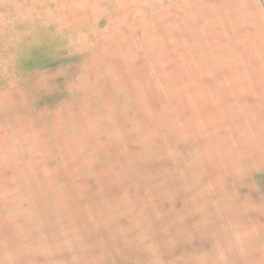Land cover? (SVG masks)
I'll return each instance as SVG.
<instances>
[{"label":"rangeland","instance_id":"rangeland-1","mask_svg":"<svg viewBox=\"0 0 264 264\" xmlns=\"http://www.w3.org/2000/svg\"><path fill=\"white\" fill-rule=\"evenodd\" d=\"M263 165L264 0H0V264H224Z\"/></svg>","mask_w":264,"mask_h":264},{"label":"crops","instance_id":"crops-1","mask_svg":"<svg viewBox=\"0 0 264 264\" xmlns=\"http://www.w3.org/2000/svg\"><path fill=\"white\" fill-rule=\"evenodd\" d=\"M262 182L264 185V180ZM235 209L231 208L229 234L226 230L218 261L222 259L224 264H264V190L246 196V205Z\"/></svg>","mask_w":264,"mask_h":264}]
</instances>
